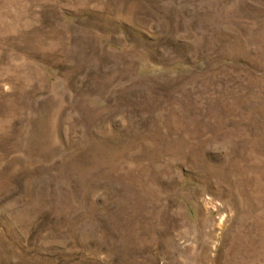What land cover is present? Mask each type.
I'll return each mask as SVG.
<instances>
[{"label": "rangeland", "instance_id": "obj_1", "mask_svg": "<svg viewBox=\"0 0 264 264\" xmlns=\"http://www.w3.org/2000/svg\"><path fill=\"white\" fill-rule=\"evenodd\" d=\"M0 264H264V0H0Z\"/></svg>", "mask_w": 264, "mask_h": 264}]
</instances>
